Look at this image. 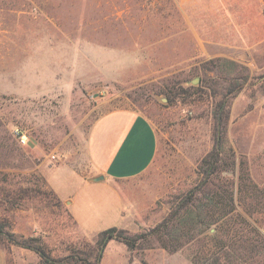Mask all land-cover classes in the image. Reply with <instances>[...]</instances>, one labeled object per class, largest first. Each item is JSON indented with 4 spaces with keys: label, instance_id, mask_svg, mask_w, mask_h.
Wrapping results in <instances>:
<instances>
[{
    "label": "rangeland",
    "instance_id": "rangeland-1",
    "mask_svg": "<svg viewBox=\"0 0 264 264\" xmlns=\"http://www.w3.org/2000/svg\"><path fill=\"white\" fill-rule=\"evenodd\" d=\"M216 1L0 0V228L54 256L89 249L101 230L81 226L49 178L79 201L110 193L75 174L93 177L97 119L134 109L159 148L144 173L115 184L125 201L117 228L142 237L108 240L99 264H264V0ZM214 153L212 180L232 184V215L188 234L179 217L175 233L170 225L145 238ZM5 247L7 264L43 263Z\"/></svg>",
    "mask_w": 264,
    "mask_h": 264
},
{
    "label": "crops",
    "instance_id": "crops-1",
    "mask_svg": "<svg viewBox=\"0 0 264 264\" xmlns=\"http://www.w3.org/2000/svg\"><path fill=\"white\" fill-rule=\"evenodd\" d=\"M178 1L185 3L198 0ZM158 148V134L149 119L134 109L112 110L97 119L90 134L88 150L95 170L93 177L89 180L75 174L79 178L75 181H81L86 187L90 186L93 189L95 185L93 183H96L99 188L104 187L111 192L104 196L94 194L91 190L89 197L79 201L54 174L49 178V183L61 200L70 203V209L81 226L94 224L97 230L112 226L123 227L125 201L115 184L134 179L144 173L153 163ZM100 176L103 178L94 179ZM69 177L72 179L71 175ZM108 199L114 202L111 204V200L108 202ZM91 202L100 210L99 216L94 218L87 216ZM7 263V249L0 245V264Z\"/></svg>",
    "mask_w": 264,
    "mask_h": 264
},
{
    "label": "trees",
    "instance_id": "trees-1",
    "mask_svg": "<svg viewBox=\"0 0 264 264\" xmlns=\"http://www.w3.org/2000/svg\"><path fill=\"white\" fill-rule=\"evenodd\" d=\"M221 142L218 141L215 144V152L220 153ZM212 158L214 159L212 161H215L213 166L206 167L204 175L198 184L180 196L179 201L173 205L169 214L148 233L143 234L145 238L152 236L157 231L168 230L170 225L175 226L173 228L175 233L178 229L176 221H178L179 217H181L183 224H185L184 227L187 229L183 230L182 233L188 234L191 228L201 225L202 227L199 230L215 223L222 226L223 219L230 214L232 215V212L235 210L233 186L231 183L223 180H212L213 174L219 169L218 161L220 157L214 153L212 154ZM198 192L203 193L202 200L204 202L196 203ZM59 200L61 199L59 198ZM122 232L124 231L119 230L117 226L101 230L89 249L70 248L67 254L59 256H54L48 252L46 247L37 238H25L18 236L14 232H7L2 228H0V245L5 246L9 242L32 249L39 254L43 262L42 264H99L103 249L108 240L113 238L125 239L127 244L132 243L134 245L142 237L141 235L139 238L136 236L129 239L123 236Z\"/></svg>",
    "mask_w": 264,
    "mask_h": 264
},
{
    "label": "water",
    "instance_id": "water-1",
    "mask_svg": "<svg viewBox=\"0 0 264 264\" xmlns=\"http://www.w3.org/2000/svg\"><path fill=\"white\" fill-rule=\"evenodd\" d=\"M196 82V81H195ZM100 178H103V176L94 178L95 180H99Z\"/></svg>",
    "mask_w": 264,
    "mask_h": 264
},
{
    "label": "built area",
    "instance_id": "built-area-1",
    "mask_svg": "<svg viewBox=\"0 0 264 264\" xmlns=\"http://www.w3.org/2000/svg\"><path fill=\"white\" fill-rule=\"evenodd\" d=\"M22 137H25L24 135Z\"/></svg>",
    "mask_w": 264,
    "mask_h": 264
}]
</instances>
